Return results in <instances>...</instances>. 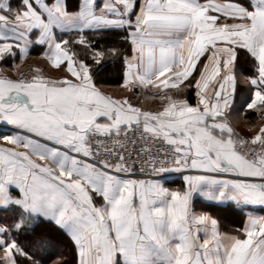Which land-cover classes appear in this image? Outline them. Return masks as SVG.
Wrapping results in <instances>:
<instances>
[{"label":"snow or ice","instance_id":"1","mask_svg":"<svg viewBox=\"0 0 264 264\" xmlns=\"http://www.w3.org/2000/svg\"><path fill=\"white\" fill-rule=\"evenodd\" d=\"M0 124V264H264V0H0Z\"/></svg>","mask_w":264,"mask_h":264},{"label":"crops","instance_id":"2","mask_svg":"<svg viewBox=\"0 0 264 264\" xmlns=\"http://www.w3.org/2000/svg\"><path fill=\"white\" fill-rule=\"evenodd\" d=\"M43 65L44 61L39 59V51L32 50L29 57L27 58L24 65H21L20 71L27 72L28 65ZM242 68H247V65H242ZM5 70L7 71V66H5ZM111 79V80H110ZM108 83L105 86V90L113 93H119V88L117 87V80L113 77H107ZM141 103L145 108L155 109L159 101H154L152 99H146L143 96L138 101ZM248 118H256V114L252 113ZM242 117V121H243ZM257 123H260L258 119H256ZM4 130V125L0 124V131ZM175 171V170H174ZM176 174L169 177H164L165 186L170 188H177L179 187L182 181V175L180 172L175 171ZM152 179V178H151ZM194 203L197 210H204L209 211L215 218L219 221V226L222 231L224 230H231L237 226H239L248 213L252 212L257 215H264V208L260 206H249L247 208H241L236 206L231 202H226L219 205H214L213 202L206 201L200 198L197 194H194Z\"/></svg>","mask_w":264,"mask_h":264},{"label":"trees","instance_id":"3","mask_svg":"<svg viewBox=\"0 0 264 264\" xmlns=\"http://www.w3.org/2000/svg\"><path fill=\"white\" fill-rule=\"evenodd\" d=\"M116 70L113 68H109L105 72V77H115L116 76ZM111 80V79H110ZM116 80V79H115ZM22 240L25 239L24 236L21 237ZM50 239L52 240L53 247L47 249L45 252L38 253L37 259L38 260H45L48 258L49 255L52 253H55V256H53V259L57 257L63 256L66 259H71V251L68 247L67 241L60 237L55 231L50 232ZM48 264H51V260L48 261Z\"/></svg>","mask_w":264,"mask_h":264},{"label":"built area","instance_id":"4","mask_svg":"<svg viewBox=\"0 0 264 264\" xmlns=\"http://www.w3.org/2000/svg\"><path fill=\"white\" fill-rule=\"evenodd\" d=\"M175 174H176V172L174 170H169L163 174H154L150 170H146L145 174L143 176H141L140 178L151 179V178H155V176H157V175H163L164 177H169V176H173Z\"/></svg>","mask_w":264,"mask_h":264}]
</instances>
